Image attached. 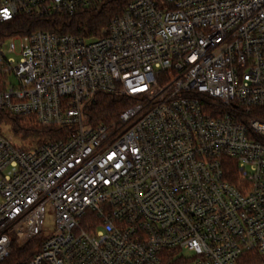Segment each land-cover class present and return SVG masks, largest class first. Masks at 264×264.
Returning a JSON list of instances; mask_svg holds the SVG:
<instances>
[{
  "label": "built area",
  "instance_id": "obj_1",
  "mask_svg": "<svg viewBox=\"0 0 264 264\" xmlns=\"http://www.w3.org/2000/svg\"><path fill=\"white\" fill-rule=\"evenodd\" d=\"M100 1L0 0L50 26L0 37V124L67 129L0 131V264H264V0H123L106 35L63 31ZM98 94L129 105L91 122Z\"/></svg>",
  "mask_w": 264,
  "mask_h": 264
},
{
  "label": "trees",
  "instance_id": "obj_2",
  "mask_svg": "<svg viewBox=\"0 0 264 264\" xmlns=\"http://www.w3.org/2000/svg\"><path fill=\"white\" fill-rule=\"evenodd\" d=\"M125 2L123 0H101L88 7L80 8L76 14L58 22L65 23L63 31L87 39L99 38L107 34L112 19L120 14ZM41 28L50 29L48 22L32 20L21 15L12 22L0 24V37L12 36L15 34H26L27 32ZM5 78L0 74V91L5 89ZM129 105L121 98L106 94H98L88 108V119L91 122L110 123L119 118L120 113ZM11 119L14 130L22 140L29 141L30 145L22 146L31 148L46 141L67 137V129L41 126L34 117L11 116L3 114L2 117ZM37 239L32 240L26 247H15L12 253V260L30 259L39 248L33 250Z\"/></svg>",
  "mask_w": 264,
  "mask_h": 264
},
{
  "label": "rangeland",
  "instance_id": "obj_3",
  "mask_svg": "<svg viewBox=\"0 0 264 264\" xmlns=\"http://www.w3.org/2000/svg\"><path fill=\"white\" fill-rule=\"evenodd\" d=\"M16 44L19 45V41L17 40L16 41ZM15 56L16 59L18 60L19 59V56L15 55V54H10V56ZM8 85L12 86V85H16L17 84V80L14 76H9L8 77ZM0 131L2 134L6 135V136H9L12 141L15 143V144H18V145H21V146H25V145H30L29 144V141H24L22 140V138L20 137V135L18 133L15 132L14 130V125L12 124L11 122V119L9 118H6V117H2L1 116V124H0ZM55 231V222H54V217H53V213L51 212V210H49L46 214V217H45V224H44V227H43V232H42V235L41 237H48L50 236L51 234H53ZM40 243V239L36 240L33 245V250H35L38 245ZM191 254L189 253V256Z\"/></svg>",
  "mask_w": 264,
  "mask_h": 264
}]
</instances>
